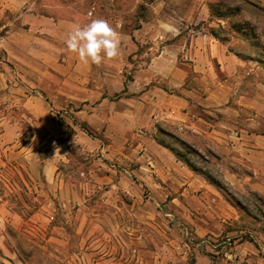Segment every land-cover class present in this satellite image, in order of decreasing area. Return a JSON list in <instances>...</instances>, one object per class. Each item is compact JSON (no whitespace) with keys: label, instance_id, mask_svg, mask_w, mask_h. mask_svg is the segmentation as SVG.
<instances>
[{"label":"rangeland","instance_id":"1","mask_svg":"<svg viewBox=\"0 0 264 264\" xmlns=\"http://www.w3.org/2000/svg\"><path fill=\"white\" fill-rule=\"evenodd\" d=\"M151 1L0 0L3 264H264V178L260 193L252 191L253 173L234 151L224 152L226 167L237 165L233 168L243 180L231 184L222 178L226 168L217 167V155L206 160V154L181 146L163 129L151 134L174 148L178 159L208 175L214 181L209 192L218 191L239 212L237 222L199 234L181 226L184 219L167 200L142 185L131 172L134 162L118 159L132 142L149 136L146 129L135 130L134 136L99 134L82 121V62L66 47L64 24L104 19L129 34L152 16ZM209 2L206 21L176 38L143 43L136 57L126 60L130 66L124 67V77L130 79L162 46L189 44L188 30L204 29L242 64L232 76L242 81L240 95L261 103L256 114L244 113L242 121L248 125L256 115V127L249 128L264 136V0ZM44 18L59 27L49 30L52 25L38 23ZM178 61L187 62L181 55ZM101 123L113 130L118 121L108 117ZM142 153L139 149L135 157ZM188 153L191 161L185 159ZM111 171L116 173L113 183L108 181ZM90 175H97V181ZM124 177V185L134 187L129 193L126 187H113ZM239 242L249 249H238Z\"/></svg>","mask_w":264,"mask_h":264},{"label":"crops","instance_id":"2","mask_svg":"<svg viewBox=\"0 0 264 264\" xmlns=\"http://www.w3.org/2000/svg\"><path fill=\"white\" fill-rule=\"evenodd\" d=\"M209 3V0H152L148 3L152 16L141 19L132 33L115 29L120 37L118 57L105 59L100 65L82 62V99H79L83 104L82 121L99 134L134 136L135 130L140 128L149 132L148 137L132 142L123 158L118 159L126 165L128 161L134 162L130 164L134 165L131 172L142 185L160 201L167 200L174 214L184 219L179 220L181 226L199 234H212L213 228L223 223L237 222L239 212L218 191L209 192L207 187L211 188L209 183L214 181L208 175L178 159L174 148L151 134L163 129L179 139L181 146L206 154V160L217 155V167L226 168L222 178L231 184L243 180L236 170L237 165L228 163L230 167H226L224 152L234 151L241 157L235 159L246 162L253 173L251 190L260 193L259 183L264 178V142L261 140L264 136L252 133L249 128L256 127V115H252L248 125L243 124L242 116L247 112L256 114L261 103L256 97L247 99L240 95L238 85L242 81L232 76L242 64L204 29L188 30L189 44L162 46L147 63L132 71L130 79H125L123 71L129 65L125 63L128 57L134 59L143 43L176 38L189 27L206 21ZM38 23L52 25L49 30L58 25L52 18ZM35 24L34 21L31 29ZM73 25L67 22L64 27L70 32ZM179 55L187 62H179ZM70 97L74 99L75 95ZM108 117L118 121L113 130L101 123ZM139 149L143 153L135 157ZM178 149L182 151L181 147ZM190 156L188 153L185 159L191 161ZM115 174L111 171L108 181L113 183ZM90 176L97 181V175ZM124 184H128L125 177L117 180L113 187H126L128 193L134 188L129 189L130 186ZM261 224L258 222L259 226ZM237 248L249 249L243 242H239Z\"/></svg>","mask_w":264,"mask_h":264},{"label":"clouds","instance_id":"3","mask_svg":"<svg viewBox=\"0 0 264 264\" xmlns=\"http://www.w3.org/2000/svg\"><path fill=\"white\" fill-rule=\"evenodd\" d=\"M68 50L81 62L100 65L119 55V34L104 19L91 20L84 26L74 24L65 41Z\"/></svg>","mask_w":264,"mask_h":264},{"label":"trees","instance_id":"4","mask_svg":"<svg viewBox=\"0 0 264 264\" xmlns=\"http://www.w3.org/2000/svg\"><path fill=\"white\" fill-rule=\"evenodd\" d=\"M82 130L88 133V131L86 130V128H85L83 125H82ZM175 155H176V154H175ZM176 157H177V155H176ZM0 264H3V263L0 262Z\"/></svg>","mask_w":264,"mask_h":264}]
</instances>
